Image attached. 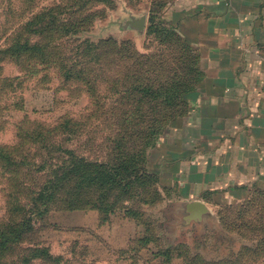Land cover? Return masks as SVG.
Masks as SVG:
<instances>
[{
  "label": "rangeland",
  "instance_id": "1",
  "mask_svg": "<svg viewBox=\"0 0 264 264\" xmlns=\"http://www.w3.org/2000/svg\"><path fill=\"white\" fill-rule=\"evenodd\" d=\"M10 2L9 7L0 0V50L17 40L20 26L33 22L35 14L59 4L67 5L62 0H31L22 5L18 0ZM110 2H92L86 6L89 20L85 24H90L86 36L94 44L86 60L76 54L81 52V48H76L80 41L47 32L38 36L30 32L24 37L29 46L37 43L43 55L27 54L20 63L0 58V84L9 80L0 95L3 121L0 146L14 150L15 163H21L10 176L0 169V215L5 211L10 187H14L13 193L21 189H27L28 194L35 191L55 166L69 157L90 163L92 172L93 165L114 162L115 150L111 144L114 124L119 118L131 116L127 113L130 106H126L118 92L134 81L135 76L154 79L158 69L150 68L153 72H148V58L164 46L155 38L145 37V32L137 36L133 31L121 32L117 27L129 13L148 14L147 0H140L139 4L128 0ZM93 13L97 16L92 17ZM171 24L178 31L175 22ZM29 29L34 28L28 27L26 31ZM114 41L119 45L117 54ZM60 60L67 69L79 61L81 65L73 70L83 69L84 75L79 77L62 69ZM135 60L140 64H135ZM167 61L168 53L163 56L162 69L167 68ZM85 77L91 81V87L82 83ZM115 81L122 87H116ZM141 115L148 117L151 113L143 111ZM63 120L72 122L73 131L50 132L47 138L50 148L40 149V142L34 139L39 132L31 133L32 127L38 125L47 130ZM169 134L170 127L145 153L147 172L160 179L155 185L157 195L152 204L139 202L142 197L150 202L151 196L145 194H138L133 201L119 198L116 188L105 191L108 204L105 202L101 209L91 203L95 197L93 191L85 195L84 199L89 201L86 205L68 208L60 201L50 203L34 218L32 230L19 247L7 253L3 264H21L24 251L38 255L30 257L28 264H264V192L261 191L252 192L241 203L218 207L217 213L223 221L221 232L208 228L200 237L191 231L180 238H171L173 231L169 224L173 221L176 193L164 183L159 166L165 155L161 147L167 145ZM82 174L73 170L65 185L73 189L74 183L82 180Z\"/></svg>",
  "mask_w": 264,
  "mask_h": 264
},
{
  "label": "crops",
  "instance_id": "2",
  "mask_svg": "<svg viewBox=\"0 0 264 264\" xmlns=\"http://www.w3.org/2000/svg\"><path fill=\"white\" fill-rule=\"evenodd\" d=\"M166 14L196 49L202 78L158 164L176 193L172 213L201 201L217 216L264 192V0H175ZM191 231L199 236L192 226L180 237Z\"/></svg>",
  "mask_w": 264,
  "mask_h": 264
},
{
  "label": "trees",
  "instance_id": "3",
  "mask_svg": "<svg viewBox=\"0 0 264 264\" xmlns=\"http://www.w3.org/2000/svg\"><path fill=\"white\" fill-rule=\"evenodd\" d=\"M4 1L10 7V0ZM30 1L18 0V4L22 5ZM62 1L67 2V5L59 4L51 9H45L34 15L33 22L21 25L17 32V40L0 50V58L20 63V60L27 54L32 56L43 55V50L37 43L29 46L24 37L26 33L30 32L35 36L40 35L41 32H47L52 34L59 33L58 37H73L76 41H80L81 45L76 48H81V52L79 50L76 54L78 56L81 54L80 57L86 60L89 52L94 48L93 42H90V38L86 36L90 32V28L88 29L90 24H85L89 20L86 6L92 4V2L95 4H109L111 2L110 0ZM128 1L136 4L140 3V0ZM174 1L147 0L149 11L145 37L155 38L164 47H158L156 53L148 58V72L152 74L153 69L150 68L158 69L154 79L144 80L135 76L134 81L126 84L121 93L118 92L121 100L126 101V106H130L131 109L127 113L131 116L127 119L119 118L114 124L113 131L110 129L114 135L111 142L112 148L115 150L114 162L106 165H93L92 169L94 170L92 172L89 171L92 166L90 163L82 159L78 160L69 157L61 165H56L47 179L35 191H31L28 194L27 189H21L13 193L14 187H10L11 189L6 197L8 199L5 211L0 215V264L5 262L7 253L19 247V243L32 230L34 218L40 215L42 209L50 203L60 201L68 208L73 205L79 206L78 204L86 205L89 204V201H86L84 197L89 191H93L95 197L91 200V203L101 209L103 204L107 202L105 191L107 190L108 192L112 188L119 190V198L126 197L128 201L136 200L134 197L138 194L151 196L150 202L143 199V197L138 199L142 204H152L156 200L155 185L159 183L160 179L154 173L149 174L147 172L145 168V153L156 145L157 138L167 128L171 127L175 121L186 116L189 110L186 99L196 91L202 78L198 53L182 38L175 26L167 18L168 6ZM23 12H25V9L17 15V18ZM94 16H97V13H93L92 17ZM37 26L42 29H35ZM28 27H33L34 29L26 31ZM113 46L115 53H119V45L115 41ZM166 53L169 54V61H167V68L162 69V59L163 56H166ZM134 63L140 64L139 60H135ZM79 64L80 62L78 61L77 64L67 69L66 66L62 67L60 60L62 69H66L73 74L76 73L81 77L84 75L83 69L73 70ZM142 64L146 66L145 62ZM8 81V79H5L3 81L4 85L0 84V95L5 91ZM81 81H84L82 82L84 85L91 87V81L88 77L81 79ZM114 84L115 86L117 85L116 87H122V85L118 86L120 84L118 81H115ZM143 111L149 112L151 115L144 117L141 115ZM1 114L2 109H0V117ZM2 123L3 121L0 120V126ZM71 123L70 120H63L47 130L37 125L32 127L31 133L39 132L34 139L40 142V149H48L50 148L47 140L49 138L48 134L50 132L57 133V130L71 133L73 131ZM27 131L29 130L23 132L28 133ZM131 144L132 146L135 144L134 148H130ZM6 148L0 146V169L3 174L10 176V174L17 172L21 163H15V156H12L14 150ZM128 148L131 150L127 152ZM73 170L82 171L83 177L82 180L74 183V188L72 189V187L65 185V182L70 180L69 176ZM7 181L11 186L12 183L9 178ZM19 186L21 185L19 184ZM20 196H22L24 201H21ZM217 218L222 229L223 221L218 213ZM29 253L24 251L21 255V264H28L30 257L38 256Z\"/></svg>",
  "mask_w": 264,
  "mask_h": 264
},
{
  "label": "water",
  "instance_id": "4",
  "mask_svg": "<svg viewBox=\"0 0 264 264\" xmlns=\"http://www.w3.org/2000/svg\"><path fill=\"white\" fill-rule=\"evenodd\" d=\"M147 13L144 11L139 15L127 14L126 19L118 23L119 31H133L137 36H142L146 29ZM174 222L170 223V229L173 234L171 238H180L182 231L190 229L192 226L196 229L198 237H200L205 226L217 232H221V226L216 214L201 201H187L182 202L179 208L172 213Z\"/></svg>",
  "mask_w": 264,
  "mask_h": 264
}]
</instances>
